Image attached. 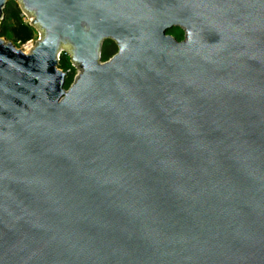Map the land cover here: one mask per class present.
<instances>
[{
    "label": "water",
    "instance_id": "95a60500",
    "mask_svg": "<svg viewBox=\"0 0 264 264\" xmlns=\"http://www.w3.org/2000/svg\"><path fill=\"white\" fill-rule=\"evenodd\" d=\"M15 1L0 264H264V0Z\"/></svg>",
    "mask_w": 264,
    "mask_h": 264
},
{
    "label": "rangeland",
    "instance_id": "374dc122",
    "mask_svg": "<svg viewBox=\"0 0 264 264\" xmlns=\"http://www.w3.org/2000/svg\"><path fill=\"white\" fill-rule=\"evenodd\" d=\"M169 34L178 41L185 39V31L181 28H173ZM0 36L7 42L13 43L15 46L20 42L30 38H38V30L31 25L30 18L24 14L20 4L11 0L8 2L4 19L0 27ZM118 51V46L113 40H105L101 50V61H108ZM59 67L64 71H68L66 87H68L78 74V70L71 64L68 54L63 53L60 59Z\"/></svg>",
    "mask_w": 264,
    "mask_h": 264
},
{
    "label": "built area",
    "instance_id": "2783aa9c",
    "mask_svg": "<svg viewBox=\"0 0 264 264\" xmlns=\"http://www.w3.org/2000/svg\"><path fill=\"white\" fill-rule=\"evenodd\" d=\"M38 38H30L24 41H20L16 45V47L24 53H30L35 48Z\"/></svg>",
    "mask_w": 264,
    "mask_h": 264
},
{
    "label": "flooded vegetation",
    "instance_id": "af4514ba",
    "mask_svg": "<svg viewBox=\"0 0 264 264\" xmlns=\"http://www.w3.org/2000/svg\"><path fill=\"white\" fill-rule=\"evenodd\" d=\"M176 39V38H175ZM177 40V39H176ZM118 46V45H117ZM118 50H119V47H118ZM118 52V51H117Z\"/></svg>",
    "mask_w": 264,
    "mask_h": 264
}]
</instances>
